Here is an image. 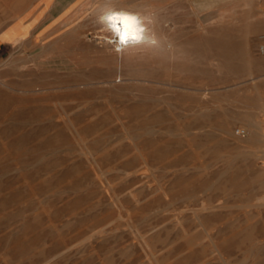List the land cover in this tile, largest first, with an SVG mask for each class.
<instances>
[{
    "label": "rangeland",
    "instance_id": "1",
    "mask_svg": "<svg viewBox=\"0 0 264 264\" xmlns=\"http://www.w3.org/2000/svg\"><path fill=\"white\" fill-rule=\"evenodd\" d=\"M106 7L157 40L120 51ZM7 28L0 264H264V0H0Z\"/></svg>",
    "mask_w": 264,
    "mask_h": 264
},
{
    "label": "bare ground",
    "instance_id": "2",
    "mask_svg": "<svg viewBox=\"0 0 264 264\" xmlns=\"http://www.w3.org/2000/svg\"><path fill=\"white\" fill-rule=\"evenodd\" d=\"M123 7H106L105 11L102 13L104 28L106 27L108 30H110L111 33H114L116 36L115 46H119L120 51H122L124 47H138L145 42H147L146 44H148L154 41L156 37L150 34L151 29L148 28V24L146 23L147 20H149L147 22L153 23L154 15H148L144 12L146 14L145 15L144 13H138L136 10L135 12L132 9L129 10ZM109 16H112L113 19H108L107 17ZM117 37H119V40L117 39ZM249 139L251 141L264 143V133L255 132V135L253 137L250 136ZM261 154L264 155V151Z\"/></svg>",
    "mask_w": 264,
    "mask_h": 264
},
{
    "label": "crops",
    "instance_id": "3",
    "mask_svg": "<svg viewBox=\"0 0 264 264\" xmlns=\"http://www.w3.org/2000/svg\"><path fill=\"white\" fill-rule=\"evenodd\" d=\"M8 30H10V28L8 29H5V30H3V31H1L0 32V44H4V45H7V44H11V43H13L14 41H15V39H17L18 38V35H13L14 37L11 39H8V38H6V37H4L5 36V32H7Z\"/></svg>",
    "mask_w": 264,
    "mask_h": 264
},
{
    "label": "built area",
    "instance_id": "4",
    "mask_svg": "<svg viewBox=\"0 0 264 264\" xmlns=\"http://www.w3.org/2000/svg\"><path fill=\"white\" fill-rule=\"evenodd\" d=\"M258 52H259L260 54L264 55V42H262V43L259 45V47H258ZM235 134H236L237 136L243 137V136L246 135V131H245L244 129H240V128H238V129L235 130Z\"/></svg>",
    "mask_w": 264,
    "mask_h": 264
},
{
    "label": "snow or ice",
    "instance_id": "5",
    "mask_svg": "<svg viewBox=\"0 0 264 264\" xmlns=\"http://www.w3.org/2000/svg\"><path fill=\"white\" fill-rule=\"evenodd\" d=\"M107 18H108V19H110V20H111V19H113V17H112V16H109V17H107Z\"/></svg>",
    "mask_w": 264,
    "mask_h": 264
},
{
    "label": "clouds",
    "instance_id": "6",
    "mask_svg": "<svg viewBox=\"0 0 264 264\" xmlns=\"http://www.w3.org/2000/svg\"><path fill=\"white\" fill-rule=\"evenodd\" d=\"M117 39L119 40V37H117Z\"/></svg>",
    "mask_w": 264,
    "mask_h": 264
}]
</instances>
